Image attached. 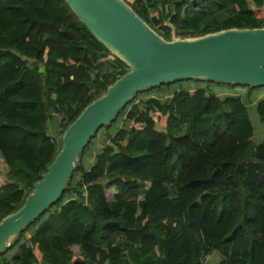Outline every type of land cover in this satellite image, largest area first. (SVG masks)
<instances>
[{"label":"trees","instance_id":"1","mask_svg":"<svg viewBox=\"0 0 264 264\" xmlns=\"http://www.w3.org/2000/svg\"><path fill=\"white\" fill-rule=\"evenodd\" d=\"M124 1L166 41L264 29V0ZM128 71L65 0H0V223L25 205L68 128ZM184 84L157 88L165 101L135 96L101 129L60 202L0 264H207L217 254V264H264V137L254 140L252 119L264 125V88ZM215 85L247 91L222 97ZM123 116L132 123L120 127Z\"/></svg>","mask_w":264,"mask_h":264},{"label":"water","instance_id":"2","mask_svg":"<svg viewBox=\"0 0 264 264\" xmlns=\"http://www.w3.org/2000/svg\"><path fill=\"white\" fill-rule=\"evenodd\" d=\"M65 1L129 71L68 128L60 153L25 205L0 223V256L30 224L60 202L90 142L117 120L135 96L197 80L264 88V29H232L191 39L174 35L166 41L124 0Z\"/></svg>","mask_w":264,"mask_h":264},{"label":"rangeland","instance_id":"3","mask_svg":"<svg viewBox=\"0 0 264 264\" xmlns=\"http://www.w3.org/2000/svg\"><path fill=\"white\" fill-rule=\"evenodd\" d=\"M185 83L186 84H184L183 86H186V85H188L190 83H193V81H185ZM188 87L193 89L194 88V84L188 85ZM213 89L216 92V94H220V95H226L227 93H231V94L232 93H236L238 95H242V94H244L247 91V89H243V88H237V89L231 91V90L226 89L224 86H221V85H215V87ZM165 91H166L165 89H157V91H154V92H147V94H145L143 99L146 100L148 98H163V100L165 101V100H167V98L168 99L170 98L169 96H172V95L166 94ZM256 93L257 94H256L255 99L257 101L264 99V89H260ZM176 108H177V105H175V104H171L170 105V110L172 112L175 111ZM50 115H55L52 110L50 111ZM252 119H253L254 127H255V138H254V140L257 143H260L262 141L263 137H264V125L259 123L260 122L259 118L256 115L253 116V114H252ZM125 120H126L125 116H123L122 121L119 124L120 127H123L126 124L132 123V122L129 123L128 121H125ZM61 121H62V118L60 116L56 115V116L53 117V120L51 121L50 126H49L50 135H53L56 138V141L58 140V136H57L58 134L57 133L60 132V130H61V127H60ZM114 127L116 129L118 127V123L117 124L115 123ZM105 136H106V131H103V132L100 133L99 137L94 141L95 148L92 150L91 153L94 152V154H95L96 149L103 148V145L101 144V141L105 138ZM89 161L91 162L92 160L90 159ZM135 192L136 191L132 190L131 194H133ZM53 210H56V208H54ZM76 254L78 255L79 252L76 251ZM219 261H220V256L218 254L214 255V256L207 257L205 259V262L207 264H217Z\"/></svg>","mask_w":264,"mask_h":264},{"label":"crops","instance_id":"4","mask_svg":"<svg viewBox=\"0 0 264 264\" xmlns=\"http://www.w3.org/2000/svg\"><path fill=\"white\" fill-rule=\"evenodd\" d=\"M226 89H228V88H226ZM234 95L239 96V95L236 94V93H232V94H231V93H227L226 95H220V96H222V97L225 96V97H226V96H234ZM242 95H243V94H242Z\"/></svg>","mask_w":264,"mask_h":264}]
</instances>
